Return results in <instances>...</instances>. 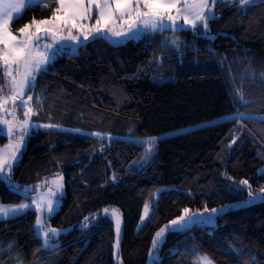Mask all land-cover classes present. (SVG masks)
<instances>
[{
	"label": "trees",
	"instance_id": "obj_1",
	"mask_svg": "<svg viewBox=\"0 0 264 264\" xmlns=\"http://www.w3.org/2000/svg\"><path fill=\"white\" fill-rule=\"evenodd\" d=\"M214 4L207 31L178 32L183 57L164 43L168 30L119 43L61 40L65 52L38 73L28 93L31 120L41 128L27 137L8 178H0V199L30 201L61 174L66 194L49 221L69 230L46 247L35 209L0 220V264H118L120 258L148 264L152 256L153 264H201L206 256L215 264H264V200L230 209L215 225L170 231L153 248L156 233L184 209L240 202L250 190L264 194V0L244 8L229 0ZM55 6L28 8L12 31L48 19ZM229 59L247 61L250 74L234 77ZM172 74L176 79H161ZM240 85L251 95L247 104L237 94ZM153 137L148 152L140 139ZM9 139L0 136V145ZM149 204L153 213L144 222ZM115 208L124 220L117 257L107 212Z\"/></svg>",
	"mask_w": 264,
	"mask_h": 264
},
{
	"label": "snow or ice",
	"instance_id": "obj_2",
	"mask_svg": "<svg viewBox=\"0 0 264 264\" xmlns=\"http://www.w3.org/2000/svg\"><path fill=\"white\" fill-rule=\"evenodd\" d=\"M49 2L56 6L52 9L51 16L48 19L37 21L35 18L31 24H27L16 30L20 34L18 37L10 25L13 21L22 18L23 11L38 4L47 5ZM181 0H0V113L8 112L12 115V120H7L0 115V125H7V135L11 137L14 130L20 132L19 139L28 134L30 128V115L34 114L29 101L33 100V96L28 93L35 87V79L39 72L46 70V65L51 61V54H47V49L52 44L45 45V52L39 51V36L37 33L44 32L46 37H59L60 40H70L76 43H82L89 38L106 37L108 33L116 36L132 37L138 36L145 31L155 32L164 30H181L184 25L191 24L193 29L202 26L207 31V21L213 19L211 11L205 13L204 9L208 7V0H183V8L178 7ZM215 3V0H213ZM251 0H240L241 8L250 5ZM176 10V14H172V10ZM95 12V16H93ZM181 17L184 24L177 25L176 19ZM191 17V20H189ZM165 19L168 23L165 22ZM91 25L83 23V21H92ZM200 21L201 24H197ZM35 26L36 32L30 31ZM126 26V27H125ZM119 28V30H117ZM74 31L78 34H74ZM83 37V41H81ZM36 42V43H34ZM55 43V40L53 41ZM6 93V94H5ZM241 101L243 96L237 93ZM18 101V102H17ZM11 102L12 110L19 109L23 112V122H20L13 115V111L7 108ZM38 106V104H37ZM243 116L244 113H238ZM43 127L51 128L53 125H44ZM3 131V129H0ZM94 135H101L94 133ZM156 138H152L150 145L154 143ZM235 142V141H233ZM19 143L13 145L11 140L9 145L4 149H0V173H4L7 168L8 172L12 169V162L18 159L17 151ZM151 147L149 148V151ZM7 178L6 176L4 177ZM241 183L247 184V181ZM35 190V189H33ZM264 192V188L260 189ZM250 197L253 196L252 191L248 192ZM256 199H264V196H257ZM43 197L33 199V204L42 201ZM248 201L246 203H250ZM31 204H19L10 206L5 209L0 205V216L17 215L25 209L31 208ZM39 211L51 213L54 211L52 202L49 201L46 208H39ZM107 211V210H105ZM205 211H208L205 209ZM218 211L223 212L224 209H212V213ZM185 214L189 212L184 209ZM115 215V213H113ZM87 219V218H86ZM143 219V217H142ZM184 223L179 225V229L189 227L193 223L211 222V216L205 218L203 213L193 214L189 219L185 220L184 216L179 217ZM177 220L171 221L176 225ZM38 235L43 234L45 245L52 236L58 235L55 229L45 231L46 221L42 216L36 219ZM120 229L119 218H116L117 234ZM175 230V229H171ZM165 232V228H161L156 237H161ZM158 240H153V248L157 246ZM162 243V240L159 241ZM201 264H211L207 257H202Z\"/></svg>",
	"mask_w": 264,
	"mask_h": 264
},
{
	"label": "rangeland",
	"instance_id": "obj_3",
	"mask_svg": "<svg viewBox=\"0 0 264 264\" xmlns=\"http://www.w3.org/2000/svg\"><path fill=\"white\" fill-rule=\"evenodd\" d=\"M218 0H215V2H217ZM232 4H235V3H239L240 4V0H229ZM256 0H251V3L254 2ZM214 6L215 4L213 3V0H208V7L204 9L205 13H207L208 11H211V13L213 14L214 16ZM173 11V15L176 14V10H172ZM95 16V14H94ZM189 20H191V17H189ZM165 22L168 23V21L165 19ZM208 22V21H207ZM83 23L85 24H88L90 25V21H83ZM176 24L177 25H180V24H184V21L181 17H177L176 19ZM197 24H201L200 21H197ZM183 29H192L193 28L191 27V24H187V25H184ZM181 29V30H183ZM118 30V29H117ZM179 30V31H181ZM31 32L35 33L36 32V29H35V26H32L31 29H30ZM169 32L168 33H165L164 35V43L166 45H168L170 48H172L173 50H176L177 53H179L181 55V57H183L186 53V47H185V43L183 42V40L180 38L177 30H168ZM147 31L141 33L140 35L138 36H135L134 38H139V37H142L144 34H146ZM150 32V31H149ZM42 32L40 33H37L36 35H41ZM16 34V33H15ZM74 34H78L74 31ZM20 35H18L19 37ZM108 38H111L114 42L116 43H119L120 41H124V40H127L129 38H132L131 35H129L128 37H125V36H116V35H113L112 33H108V35L106 36ZM81 39H83V37H81ZM68 42H75V41H70V40H66ZM38 44H39V51L40 52H45V45L47 44H52V47L47 49V54H51L52 58H51V61L46 65V67L52 63L55 58L57 56H59L60 54H63L65 52V50L63 49L64 47V42H62L59 38L55 39V43H53L52 41L48 40V39H41L38 41ZM198 60V59H196ZM200 60V59H199ZM234 60H230L229 59V62H230V65L232 67V70H233V74H234V77L235 76H239L241 77L240 75L245 73L244 75H248L250 74L251 70L249 69L248 67V62L246 61L245 64H236V62H232ZM239 62H244L243 60H240L238 59ZM235 67V68H234ZM195 71H201V69H194ZM38 75V74H37ZM176 74H172L170 75L169 77H161L162 80H167V79H176ZM37 77V76H36ZM36 80V79H35ZM252 82L250 81L249 83H245L244 84L246 85V87H249L250 84ZM238 92L240 94H242L243 96V102H246L247 104V101L250 100V97L251 95L248 94V92L245 90H242L241 88V85L240 87H238ZM250 96V97H249ZM233 98H234V102L237 104V106L239 105V102L237 101V99L235 98V96L233 95ZM241 101V100H240ZM18 102V101H17ZM29 104L31 105L32 107V104H31V101H29ZM7 108L10 110V111H13V115H15L16 119L19 120L20 122H23V112H21L19 109H16V110H12V105H11V102H9V104L7 105ZM33 109V107H32ZM33 113H34V110H33ZM0 115H3L5 119L7 120H12L13 119V116L12 115H8V112H4V113H0ZM230 117V116H228ZM241 117V116H240ZM32 114L30 115V128L28 130V134L23 138V140H20L19 139V136H20V132L18 130H14V134L9 137L7 135V125H0V129H3V131H0V136L2 135H6L8 136L10 139H9V142L11 140V143L13 145H16L17 143H19V149L17 151V156H19V159L15 162V165L19 162V160L22 158V151L25 149L26 147V139L29 135L33 134L35 130H38V128L40 127L41 128V125L40 124H37V123H34L32 122ZM170 135L171 134H175L174 133H169ZM168 135V134H167ZM167 135H162V136H159V137H164V136H167ZM153 138H156L158 139V137H153ZM155 139V140H156ZM152 140V138H141L140 141H142L143 143H146L147 144V150L148 152H151L153 147H154V143L150 145V141ZM9 142H7V145H9ZM151 147V150L149 151V148ZM45 184V187L42 188L37 194H34L32 196V200L30 201H25V202H22L23 204H31L33 205L31 208L29 209H35L37 212H38V216H42L43 217V220L46 221V227H45V231H49V235L51 236V232H50V229H55L58 233V235H55V236H52V238L48 241V244L45 245L46 247H53L54 246V243H53V240L58 238L59 236H61L63 233L67 232L69 229L68 228H56V227H53L51 224H50V221H49V218L51 216H53L54 214H56L62 204H63V197L65 196L66 194V190H65V182H64V176L63 175H56L54 176L53 178L51 179H48ZM171 188L169 187H166L164 189H161L160 191H158L155 195L156 197V200L161 196V194L165 191V190H170ZM43 197V200L42 201H39L38 203L36 204H33V199L37 198V197ZM257 196H264V194H253L252 197H248L246 198L245 200H242L240 202H236V203H230V204H226V205H223V206H219V207H216V208H213V209H217V210H220V209H224L223 212H220L218 211L217 213H212L211 210L212 209H207L208 211H196V212H191L189 210V212L187 214L184 213V217H185V220L189 219L191 216H193V214H199V213H203V216L205 218L211 216V222H203V223H193L191 224L189 227H192L194 225H215L216 222H217V217L227 211H229L230 209H236V208H241L243 206H247L249 204H253L255 202H258V201H262L264 199H256L255 197ZM51 201L52 202V205L54 207V211L51 212L50 214L47 213L46 211L45 212H41L39 211L38 209L39 208H46L47 207V204L48 202ZM248 201H251L250 203H246ZM20 203V204H22ZM19 205V204H17ZM29 209H25L23 212L17 214V215H14L15 217H18L22 214H24L25 212H27ZM108 215L112 218V220L114 221V225H115V229H116V218H119V221H120V229H119V233L117 234V230H116V235H117V238H116V243H115V248H116V257L119 255V252H120V247H121V239H122V236H123V224H124V220H123V216L121 214V212L118 210V209H108ZM113 213H115V215H113ZM153 213V208L152 206L149 204L145 211H144V216H143V221L146 222L150 219L151 215ZM178 221V223L176 225H173L171 223H169L168 225H166L164 228H165V232L161 234V237H156V239L158 240V243H157V246L161 245L163 243V241L165 240V237L167 235L168 232L170 231H174V230H171V229H175V230H181L179 229V225L184 223V221H180L179 218L176 219ZM187 227V228H189ZM187 228H184V229H187ZM182 229V230H184ZM37 232H38V229H37ZM43 240H44V244H45V238L43 236V234H39ZM162 240V243H159V241ZM207 257V256H206ZM208 258V257H207ZM155 260V256H152L148 262V264H153ZM208 260L211 261V264H215L210 258H208ZM201 262V260H200ZM118 264H124L123 261L121 260L120 258V261H118Z\"/></svg>",
	"mask_w": 264,
	"mask_h": 264
},
{
	"label": "crops",
	"instance_id": "obj_4",
	"mask_svg": "<svg viewBox=\"0 0 264 264\" xmlns=\"http://www.w3.org/2000/svg\"><path fill=\"white\" fill-rule=\"evenodd\" d=\"M178 7H181V8H183V0H181V2H180V4L178 5ZM173 10H175V9H173ZM24 12V11H23ZM94 14H95V12H93V16H94ZM126 27V26H125ZM118 30H119V28H117ZM6 146L5 145H0V149H4ZM18 157V159H19V156H17ZM17 159V160H18ZM16 160V161H17ZM16 161H14V162H12V169H11V171L13 170V168L15 167V162ZM11 171L10 172H8V170H7V168L5 169V172L4 173H0V178H4L5 176L8 178V176H9V174L11 173ZM0 205H2L5 209H7V208H9L10 206H15V205H17V204H5V203H3L2 201H1V199H0ZM15 216H13V215H11V214H9V215H7V216H0V220H6V219H10V218H14Z\"/></svg>",
	"mask_w": 264,
	"mask_h": 264
},
{
	"label": "water",
	"instance_id": "obj_5",
	"mask_svg": "<svg viewBox=\"0 0 264 264\" xmlns=\"http://www.w3.org/2000/svg\"><path fill=\"white\" fill-rule=\"evenodd\" d=\"M40 40V39H39ZM34 43H36V42H34Z\"/></svg>",
	"mask_w": 264,
	"mask_h": 264
}]
</instances>
